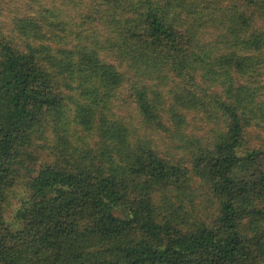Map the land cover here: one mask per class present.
I'll return each instance as SVG.
<instances>
[{
    "label": "trees",
    "instance_id": "1",
    "mask_svg": "<svg viewBox=\"0 0 264 264\" xmlns=\"http://www.w3.org/2000/svg\"><path fill=\"white\" fill-rule=\"evenodd\" d=\"M263 76L264 0H0V264H264Z\"/></svg>",
    "mask_w": 264,
    "mask_h": 264
},
{
    "label": "rangeland",
    "instance_id": "2",
    "mask_svg": "<svg viewBox=\"0 0 264 264\" xmlns=\"http://www.w3.org/2000/svg\"><path fill=\"white\" fill-rule=\"evenodd\" d=\"M261 84H264V76L261 80ZM0 90L11 91L13 86L5 81L0 79ZM203 92V91H202ZM260 93H263L262 90H259ZM212 92L204 91V97H209L212 100L217 99L214 95H211ZM257 100H260L258 98ZM116 112L128 120L129 123L138 130V134L143 137H148L154 139L156 147L163 152L167 147L171 146V142L162 132H156L151 130H145L140 123V118L135 110L133 103L130 101L127 93H120L115 106ZM248 134L253 139L264 138V118L263 116L260 119L252 121L248 127ZM182 158L181 160L185 161V158L188 156L186 151H176ZM174 192V193H173ZM26 189L18 188L9 198L8 203L4 207V217L7 224L12 229H17L21 226L20 220L16 217V211L20 207L22 200L26 197ZM185 194V196L183 195ZM170 200L175 205L176 202H179L184 210L190 211L194 210L198 213L199 217L202 220L211 219L216 210V200L211 192L203 187L200 181L196 177H192L191 174L187 173L184 177V181L177 187L175 190L169 192ZM163 200L165 197H162ZM178 207V206H177ZM174 207L173 209H177ZM182 212L180 209H178Z\"/></svg>",
    "mask_w": 264,
    "mask_h": 264
}]
</instances>
